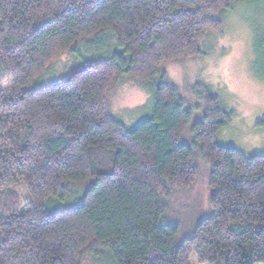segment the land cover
<instances>
[{
	"label": "trees",
	"instance_id": "obj_1",
	"mask_svg": "<svg viewBox=\"0 0 264 264\" xmlns=\"http://www.w3.org/2000/svg\"><path fill=\"white\" fill-rule=\"evenodd\" d=\"M245 0H0V264H264V155L218 145L230 114L209 96L192 123L162 67L204 56L206 32ZM120 53L33 87L103 32ZM152 95L127 129L109 112L122 78ZM191 125L192 145L182 143ZM210 169L209 214L192 235L166 221ZM81 191L78 196L76 189ZM76 194V195H75Z\"/></svg>",
	"mask_w": 264,
	"mask_h": 264
},
{
	"label": "rangeland",
	"instance_id": "obj_2",
	"mask_svg": "<svg viewBox=\"0 0 264 264\" xmlns=\"http://www.w3.org/2000/svg\"><path fill=\"white\" fill-rule=\"evenodd\" d=\"M218 18L223 23V32L205 33L199 42L203 57L181 65H165L162 71L191 113V125L203 119L207 97H215L219 107L231 116L228 125L216 136L218 145L233 148L246 157L264 155V0L235 3ZM116 53H120L116 40L111 32L105 31L88 44L80 45L74 55L55 59L33 87L64 81L88 62L105 60ZM152 101L143 84L124 77L110 97L109 112L130 129L149 116ZM191 125L182 137V143L189 146L193 143ZM192 160L198 169V179L191 189L173 196L165 218L179 228V239L190 237L209 214L210 169L200 155L195 154ZM80 191L77 188L75 195ZM189 263L200 264L194 253ZM84 264H112V261L103 252L97 258L86 259Z\"/></svg>",
	"mask_w": 264,
	"mask_h": 264
}]
</instances>
